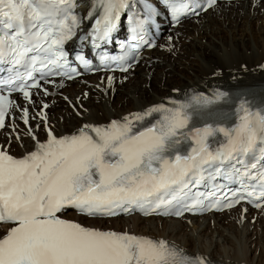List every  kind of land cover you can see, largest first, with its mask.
<instances>
[{
  "label": "snow or ice",
  "instance_id": "obj_1",
  "mask_svg": "<svg viewBox=\"0 0 264 264\" xmlns=\"http://www.w3.org/2000/svg\"><path fill=\"white\" fill-rule=\"evenodd\" d=\"M216 4L217 0H206V7L173 5V19L178 21L189 11L198 15L196 8L207 11ZM78 6L77 0H0V65L6 66L0 72L8 73L0 78V91L8 90L7 95L0 94V129L16 107L11 93H20L33 104V89L49 94L41 80L49 84L55 83L49 77H59L56 86L63 88L64 80L80 75L64 50L81 25ZM128 6L129 0H90L85 18L102 10L88 33L94 47L110 38ZM139 27L131 29L132 48L144 40ZM76 60L90 67L84 55L77 54ZM129 67L120 70L127 72ZM112 79L108 77L109 85ZM227 97L219 91L212 97L194 95L188 102L153 105L106 125L85 123L61 136L49 124L44 111L48 104L35 117L22 108L31 150L17 157L0 145V224L11 225L0 236V264H206L163 238L86 227L63 219L62 213L75 209L93 218L133 212L183 217L186 212L231 209L246 198L248 203L264 200V106L254 108L241 98L232 126L191 124L194 115L228 102ZM153 114L159 118L143 126ZM37 118L34 129L31 121ZM137 122L141 130H134ZM41 128L44 140L37 133ZM15 139L23 147V137L18 134ZM217 178L227 183H215ZM229 184L239 187L233 190ZM202 185L208 190L201 192Z\"/></svg>",
  "mask_w": 264,
  "mask_h": 264
},
{
  "label": "bare ground",
  "instance_id": "obj_2",
  "mask_svg": "<svg viewBox=\"0 0 264 264\" xmlns=\"http://www.w3.org/2000/svg\"><path fill=\"white\" fill-rule=\"evenodd\" d=\"M248 10L252 11V15H248L252 20L244 19L240 24L235 20V23L225 29L229 18L235 15L247 17ZM198 18L199 21L184 22L172 33L162 37L161 45L146 53L143 62L148 63L147 66L142 67L141 62L125 75L98 74L78 79L66 83L62 89L55 83L48 89V95L34 93L33 104L14 97L16 107L6 117V127L0 132V145L17 157L23 155L25 149L31 150L32 142L24 135L27 126L21 120V109L24 107L29 109L30 116L35 117L42 105L48 104L49 107L44 111L49 124L54 133L61 136L74 133L85 123L106 125L111 120H121L130 113L143 112L150 106L162 104L166 99L185 93L207 92L212 87L251 88L264 83V68L261 67L264 65L263 1L241 0L217 4ZM248 29L250 34L247 33ZM187 39L191 40L190 49L186 45L183 49H177ZM181 52L183 56H180ZM172 54L177 59H172ZM183 62L185 63L182 64ZM130 74L132 77L129 78ZM102 75L106 77L102 78ZM153 75L159 79L157 88H152ZM171 75L176 79L171 78ZM108 77L113 78L111 85L108 84ZM115 91L113 98H110L109 92ZM85 96L87 100L84 99ZM81 103L85 109L79 108ZM72 105L82 115H76L73 107V110L70 107ZM38 122V118L33 119L31 126L35 129ZM37 133L41 140L46 138V132L42 128ZM18 134L23 137V147L15 139ZM63 217L87 227L127 231L153 239L163 238L185 253L215 264H264V255L260 254L262 249L259 253L258 249L252 247L253 241L246 244V238L241 235L230 241L226 234L217 232L221 228L231 230L246 225L243 230L246 233L250 224L264 222V207L253 211L245 205H238L235 209L221 214L185 216L179 220L141 218L137 215L89 220L72 213L64 214Z\"/></svg>",
  "mask_w": 264,
  "mask_h": 264
},
{
  "label": "rangeland",
  "instance_id": "obj_3",
  "mask_svg": "<svg viewBox=\"0 0 264 264\" xmlns=\"http://www.w3.org/2000/svg\"><path fill=\"white\" fill-rule=\"evenodd\" d=\"M261 1H263V3H264V0H261ZM251 12V13H250ZM261 12V11H260ZM248 13V14H247ZM246 14H247V17H244L243 16V18L241 17L242 15H235V17L233 16V17H231V18H229L228 19V22H226V24H225V29H226V27L228 26V25H230L231 23H235L236 21H238V22H236V23H238V24H240L244 19L246 20V19H248V20H252V18H251V16H248L249 14L250 15H252V11H246ZM246 14H244V15H246ZM233 18V19H232ZM231 19V20H230ZM242 19V20H241ZM236 20V21H235ZM193 21H199V18H197V19H195V20H193ZM193 21H190V22H193ZM230 21V22H229ZM238 24H237V26H238ZM228 28V27H227ZM250 32V30L248 29V32L247 33H249ZM250 34V33H249ZM191 43V40L190 39H187V40H185L184 41V43H183V45L182 44H179L178 45V48L177 49H183L184 48V45H186V46H188V50L190 49V46H189V44ZM161 49H162V47L159 49L160 51H161ZM186 49V50H187ZM180 56H183V53L181 52L180 53ZM207 56H208V54H207ZM170 57H173L172 59H177V56L175 55V54H172V55H170ZM176 57V58H175ZM185 62H183L182 64H184ZM146 66L148 65V63L147 64H145ZM144 65L142 64V67H143ZM167 72H168V70H167ZM106 76H102V78H105ZM171 78H173V79H176L173 75H171L170 76ZM130 78V77H129ZM153 83H152V88H157V83L159 82V79L155 76V75H153ZM156 78V79H155ZM90 80H92L91 78H90ZM68 87V86H67ZM147 89H148V86H147ZM116 93V91L115 92H109V94H110V98H113V95ZM121 93H123V92H121ZM129 97V96H128ZM84 99L85 100H87V96H85L84 97ZM89 99V98H88ZM71 107V109H72V106H70ZM77 108V107H76ZM79 108H84L85 109V107H84V105L81 103V106H79ZM73 110V109H72ZM74 111V110H73ZM75 112V111H74ZM253 221L255 222V220L253 219ZM253 222V223H254ZM244 226V227H243ZM243 226H238V227H235L234 229H229V230H227V229H223V228H221V229H219V230H217V232L219 233V234H226V236L228 237V239L231 241L232 240V238L233 239H236V238H238L239 237V235H241V236H243L244 238H246L245 239V242H246V244H251V242L253 243L251 246L252 247H254L255 249H258V252L260 253V250H261V253L260 254H263L264 255V222L263 221H259V222H257V223H254V224H250V229L246 232V233H243V230H244V228L245 227H247L246 225H243ZM241 227H243V228H241ZM255 229V230H254ZM225 231L227 232V233H225ZM232 231V232H231ZM252 231V232H251ZM259 233H258V232ZM221 232V233H220ZM248 232H249V234H248ZM251 233H252V236H250L251 235ZM255 233V234H254ZM229 234V235H228ZM235 234V235H234ZM246 234V235H245ZM248 234V235H247ZM254 234V235H253ZM260 234V235H259ZM259 235V236H258ZM233 236V237H232ZM252 237V238H251ZM259 239V240H258ZM262 239V240H261ZM256 240V241H255ZM261 240V241H260ZM255 241V242H254ZM254 243H256V244H254ZM261 243V244H260ZM257 246V247H256ZM263 251V252H262Z\"/></svg>",
  "mask_w": 264,
  "mask_h": 264
}]
</instances>
